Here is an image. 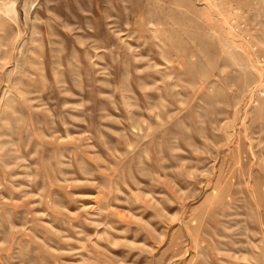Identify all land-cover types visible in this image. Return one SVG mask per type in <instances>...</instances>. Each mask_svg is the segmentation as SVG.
I'll return each instance as SVG.
<instances>
[{"label": "rangeland", "instance_id": "1", "mask_svg": "<svg viewBox=\"0 0 264 264\" xmlns=\"http://www.w3.org/2000/svg\"><path fill=\"white\" fill-rule=\"evenodd\" d=\"M0 264H264V0H0Z\"/></svg>", "mask_w": 264, "mask_h": 264}, {"label": "bare ground", "instance_id": "2", "mask_svg": "<svg viewBox=\"0 0 264 264\" xmlns=\"http://www.w3.org/2000/svg\"><path fill=\"white\" fill-rule=\"evenodd\" d=\"M12 10V9H11Z\"/></svg>", "mask_w": 264, "mask_h": 264}]
</instances>
